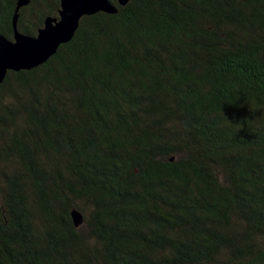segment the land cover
<instances>
[{
    "label": "trees",
    "instance_id": "obj_1",
    "mask_svg": "<svg viewBox=\"0 0 264 264\" xmlns=\"http://www.w3.org/2000/svg\"><path fill=\"white\" fill-rule=\"evenodd\" d=\"M110 1L0 82V264H264V0Z\"/></svg>",
    "mask_w": 264,
    "mask_h": 264
},
{
    "label": "water",
    "instance_id": "obj_2",
    "mask_svg": "<svg viewBox=\"0 0 264 264\" xmlns=\"http://www.w3.org/2000/svg\"><path fill=\"white\" fill-rule=\"evenodd\" d=\"M129 0H116L125 5ZM29 0H16L12 17V38L0 33V82L8 70L30 69L46 61L60 44L74 35L83 15L98 11L115 13L116 5L110 0H61L58 17L47 16L35 34L25 33L17 26L19 8ZM72 221L78 226L83 215L78 210L71 211Z\"/></svg>",
    "mask_w": 264,
    "mask_h": 264
},
{
    "label": "flooded vegetation",
    "instance_id": "obj_3",
    "mask_svg": "<svg viewBox=\"0 0 264 264\" xmlns=\"http://www.w3.org/2000/svg\"><path fill=\"white\" fill-rule=\"evenodd\" d=\"M59 8H60V7H59ZM58 10H59V9H57V11H56V14H54V15H53V14H51V15H48V16H52V17H58V16H59V15H58ZM46 17H47V16H46ZM46 17H45V18H46ZM42 24H43V23H42ZM41 26H42V25H41ZM41 26H40V27H41Z\"/></svg>",
    "mask_w": 264,
    "mask_h": 264
}]
</instances>
